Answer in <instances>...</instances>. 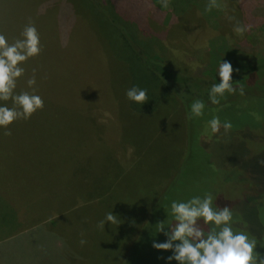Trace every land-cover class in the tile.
<instances>
[{"label":"rangeland","instance_id":"obj_1","mask_svg":"<svg viewBox=\"0 0 264 264\" xmlns=\"http://www.w3.org/2000/svg\"><path fill=\"white\" fill-rule=\"evenodd\" d=\"M110 1L148 38L165 44L170 57L195 65L201 79L217 74L223 59L239 72L264 60L262 8L247 12L251 23L239 26L243 32L209 40V30L235 27L224 19L230 0H216L207 12L209 0H168L167 8L158 0ZM99 10L89 0H0V34L9 43L22 38L29 22L40 40H69L48 82L27 90L41 97L43 107L0 127V264H165L171 251L151 246L165 240L157 222L166 228L175 223L173 200L205 194L214 207H228L233 230L247 232L264 253V83L257 88L247 82L246 98L230 104L204 99L199 117L190 114L196 99L183 95L185 101L127 122L111 105L122 75H111L115 50L103 36L114 29L109 10L101 11L104 16ZM127 64L130 76L117 72H125L132 86L153 83L140 64ZM145 103L134 102L137 111ZM162 116L172 118L157 127ZM213 116L221 122L216 133L207 126ZM225 121L231 123L227 131ZM124 145L133 148L128 160ZM110 212L115 222L101 227ZM200 227L206 233L211 224L201 220Z\"/></svg>","mask_w":264,"mask_h":264},{"label":"clouds","instance_id":"obj_2","mask_svg":"<svg viewBox=\"0 0 264 264\" xmlns=\"http://www.w3.org/2000/svg\"><path fill=\"white\" fill-rule=\"evenodd\" d=\"M158 2L161 8L168 7V0ZM215 7L216 0H209L205 12ZM244 30L239 26L235 28L238 33ZM21 37L9 43L7 38L0 34V101L11 99L12 102L11 107L0 103V127L4 128L14 120L28 119L32 113L43 107L39 95L27 91L17 94L14 91L17 78L24 72L20 64L29 57L39 54L41 50L37 29L31 22L24 26ZM234 71L239 72V69H234L230 61L223 59L219 62L217 68L219 80L208 90V99L212 104H218L226 92L232 94L238 91L243 94L242 86H233ZM34 83V79L27 80L30 87ZM125 95L130 101L141 105L148 101L146 89L135 85L127 89ZM204 107L203 101L194 100L190 104L191 116H201ZM207 126L211 133H216L221 127V122L218 117L213 116L207 122ZM222 126L227 131L231 123L225 121ZM170 212L175 223L166 228L162 221L157 222L158 232L163 233L165 240L153 241L151 245L156 250L171 251L169 256L164 257L165 264H171V261H176L177 264H264V253L257 250V240L250 238L245 231H234L232 212L228 207H214L210 194L203 197L193 196L186 201L173 200ZM201 220L205 225L211 224L206 233L200 227ZM105 221L115 222L111 212L100 222L101 227Z\"/></svg>","mask_w":264,"mask_h":264},{"label":"trees","instance_id":"obj_3","mask_svg":"<svg viewBox=\"0 0 264 264\" xmlns=\"http://www.w3.org/2000/svg\"><path fill=\"white\" fill-rule=\"evenodd\" d=\"M103 1L104 0H89V4L92 3V6H97L98 9L101 8L102 10L97 11L101 15H103L101 11L105 12L106 9H108L110 13L109 18H106L109 19V25L114 30L112 31V35L105 34L104 36H102L105 38V41L108 44L107 46H109L111 50H115L114 56L110 57L114 69V71H112L111 69V75L115 73H119L122 75L119 82L115 81L116 83H118V85L113 88L114 97L112 98L111 104L117 110L118 116H126V119L124 120L127 122H131L132 116L134 115H151V113L158 112V110H162L163 107L166 108L167 104H172L176 100L179 101L180 99H182L183 101H185V98H188L189 101L191 99H199L201 101H204V99L208 98V90L210 86L213 83H217L219 80L216 73H209L202 76V79L199 78V76H197V73L193 71L192 66L195 65L186 64L178 56V54L170 57L166 53L167 46L165 44H162L161 41L158 42L153 38H148L149 36H147V31L145 30V28H139L138 23L130 17H127L125 15V17H123L119 15L113 8L110 0H105L107 2V5L105 6L106 9H103ZM252 2L253 8H251ZM226 5L228 11L224 18L226 19L225 23H234L235 27L232 28V26H228L222 29H218L217 31L209 30L207 34L209 40H213L214 36L217 37V35H226L227 33L232 34V32L236 33L235 28L240 25L244 26V28H247L251 23V19L248 18L247 12L252 10L259 11L261 10V8L264 9V0H230L229 2H226ZM233 17L236 19V22L232 19ZM130 27H132V29H130ZM232 29L234 30L232 31ZM258 41L263 43L264 38L259 37ZM67 44L63 45L60 40L57 41L56 39L40 40L41 50L39 54L29 57L27 60L20 64V66L24 69V72L21 77L17 78L16 88L14 89V91L18 94L22 91H27L28 89L34 87L36 88L37 86L39 88L46 82H48V75H50V73L56 68V63L61 62V59L65 55L62 54L64 51L63 47ZM105 56L107 57L106 54ZM128 61H133L134 65L140 64V69L149 71L152 75L153 83L148 80L140 87L146 89L147 98L151 97L150 103L148 105L145 103L147 107L143 110L137 111L134 102L130 101L125 95L126 90L132 87V82L130 83V80L126 79L125 72H117L120 71L119 69H124L128 73L127 65L130 64H127ZM243 68L244 69L242 71L234 73L233 75V86H242L243 94L241 95L238 91L232 94H228L226 92L223 97L229 96L230 99L226 102L222 97L219 101L230 104L232 102H235L238 98H246L245 95L247 94L248 90L247 82L250 85H255L257 88H260L264 83L262 82V80L264 79V60H260L259 62H257V64ZM145 77H148V74L146 72ZM248 77H250L249 79L251 81L247 80ZM28 79L35 80V83L31 87L27 84ZM194 83L200 84V87H196ZM184 85H187V87H185ZM26 86H28L29 88ZM202 89L203 91L201 93ZM250 92L251 95L250 97H248L252 98L253 91ZM183 95L185 96V98ZM168 100L169 102H167ZM0 103L7 104L9 107L12 106L11 99H9L8 101H0ZM45 103H47V101H45ZM172 115L173 111L169 114V116ZM162 117L165 119V122H161V119L158 120L157 127L163 125L164 123H167L172 118L166 116ZM21 119L25 120L23 118ZM13 129L14 128H12V130ZM255 144L257 145V142L253 144L252 148L255 146ZM260 144H262V142ZM244 145L250 148L247 144ZM124 147L128 160V153L132 154L133 148L131 147V145L127 147L126 145H124ZM251 200L254 199L252 198Z\"/></svg>","mask_w":264,"mask_h":264},{"label":"crops","instance_id":"obj_4","mask_svg":"<svg viewBox=\"0 0 264 264\" xmlns=\"http://www.w3.org/2000/svg\"><path fill=\"white\" fill-rule=\"evenodd\" d=\"M40 156H42V154H41ZM40 156L37 155L35 158H36L37 160H39ZM46 159H47V158H45L44 161H43L42 163H45ZM39 162H40V161H38V162H33V163L36 164V165H41L42 163L40 162L41 164H38ZM38 179H40L39 176H36V180H38ZM36 180H35V182H36Z\"/></svg>","mask_w":264,"mask_h":264}]
</instances>
